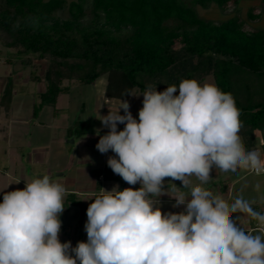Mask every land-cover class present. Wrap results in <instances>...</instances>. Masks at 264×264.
I'll use <instances>...</instances> for the list:
<instances>
[{"label": "clouds", "instance_id": "clouds-1", "mask_svg": "<svg viewBox=\"0 0 264 264\" xmlns=\"http://www.w3.org/2000/svg\"><path fill=\"white\" fill-rule=\"evenodd\" d=\"M141 95L138 120L126 100L115 112L96 117L109 129L96 148L101 154L113 152L108 166L140 187L93 193L87 241L75 247L59 240L63 185L43 175L23 189L4 192L0 264H264V211L254 207H264V181L252 185L256 196L251 200L225 198L204 186L213 168L264 171L260 153L247 150L239 135L243 125L233 95L196 79H183L162 92L149 85ZM118 123L123 130L118 131ZM95 131L99 136L100 129ZM193 177L199 183L193 184ZM165 178L188 189L171 196L173 207L183 205L184 211H161L159 197L168 195ZM237 213L254 221L261 234H246L234 222Z\"/></svg>", "mask_w": 264, "mask_h": 264}, {"label": "trees", "instance_id": "trees-1", "mask_svg": "<svg viewBox=\"0 0 264 264\" xmlns=\"http://www.w3.org/2000/svg\"><path fill=\"white\" fill-rule=\"evenodd\" d=\"M239 1L0 0V37L26 54L50 57L39 106L53 110L69 84H91L102 75L106 76L104 96L126 101L131 95L123 93H143L149 85L162 92L170 85L178 87L183 79L201 83L211 76L236 101L245 147L256 144L258 132L264 157V30L246 28L236 16L221 22L205 20L194 8L213 3L224 10ZM260 2L264 7V0ZM66 6L69 17L60 20L57 12ZM86 6L89 21H85ZM260 15L253 8L247 12L251 21ZM31 78L38 81L34 72ZM10 100L7 87L0 95V106L6 111ZM87 129L76 121L67 137L78 138ZM95 173L97 178L110 179L106 171ZM63 206L65 210L77 207L80 220L88 208L74 193L66 195Z\"/></svg>", "mask_w": 264, "mask_h": 264}, {"label": "rangeland", "instance_id": "rangeland-1", "mask_svg": "<svg viewBox=\"0 0 264 264\" xmlns=\"http://www.w3.org/2000/svg\"><path fill=\"white\" fill-rule=\"evenodd\" d=\"M70 1L72 0H66L67 4ZM194 8L198 16L205 20L221 22L236 16L244 22L246 28L264 30V7L260 0H240L234 6L224 10L213 3L205 8L198 5H195ZM250 8L260 11L259 19L251 21L247 18ZM85 11V21H89L91 15L88 6L85 7ZM57 17L60 20L69 17L67 6L57 12ZM7 40L3 36L0 37V95L7 87L11 90L9 109L6 111L0 106V200H3L4 192L23 189L25 182H31L34 178L48 175L53 181L63 185L66 192L69 189L74 190L76 198L89 207L93 198L89 194L98 193L99 189H97V185L95 187V183H97L95 182L96 170L106 171L110 177V181L102 182L101 188L105 190L111 191L117 186L120 190L128 187L138 189L139 183L136 185L127 184L108 166V158L115 156L113 152L101 154L96 148L100 136L109 131L103 127L100 120L96 119L98 113L102 116L108 115L101 111V106L104 105L116 111L121 102V100L104 96L106 76H100L91 84H69V91L57 98L56 110L47 105L40 107L39 93L44 89L43 76L50 57L40 58L26 54L20 46H7L5 44L8 42ZM33 72L38 81L31 78ZM203 83L214 84V81L211 76H207L201 82V84ZM63 84L68 83L63 81ZM131 94L133 95L127 101L130 104L132 116L138 120L139 110L143 106V95L137 90ZM100 96L104 101L100 100ZM120 114L124 115L123 109L120 110ZM11 118L20 122V126H22V128L20 127L23 133L20 147L14 145L12 137H10L11 121L9 120ZM76 121L85 123L88 129L78 138L67 137L68 128L72 127ZM123 128L124 125L118 123V131ZM96 129H100L99 136L96 134ZM71 140L73 142H70ZM212 172V180L214 179L217 186L207 188L214 194L225 198L243 196L245 199L251 200L256 196L252 185L257 181H264L263 171L258 174L239 169L236 173H232L213 168ZM192 180L193 184L199 183L195 177ZM18 181L20 182L17 183ZM169 181L171 178H165L166 189L169 193L174 194L178 190L179 195L181 192L188 191V189H181L183 185L180 181H171L177 186L176 188H173ZM99 191L101 193V190ZM224 191L228 195H225ZM65 198L66 193L63 202ZM175 203V200L164 204L160 202V208L163 207L164 210L165 207L170 206L175 208L174 211L177 213L183 205L173 207ZM256 206L257 209H261V206ZM233 217L245 230L257 226L254 221L253 223L246 222V217L243 214L237 213ZM60 220L59 240L61 243L70 241L72 247H75L78 242L87 241L85 228L88 220L87 214L80 220V210L77 207L69 206L60 215ZM249 234L258 235L261 232L259 228H253Z\"/></svg>", "mask_w": 264, "mask_h": 264}, {"label": "crops", "instance_id": "crops-1", "mask_svg": "<svg viewBox=\"0 0 264 264\" xmlns=\"http://www.w3.org/2000/svg\"><path fill=\"white\" fill-rule=\"evenodd\" d=\"M70 87V86H69ZM60 96V95H59ZM58 96V97H59ZM100 100L101 101H104L103 100V97L102 96H100ZM57 103V102H56ZM55 108H56V105H55ZM101 111L102 112H104L105 114H108L109 113V110L110 111H112V112H115V110H113V109H109L108 107H105L104 105H102L101 106ZM56 110V109H55ZM9 121H11L10 122V126H11V128H10V131H9V133H10V137H12V143L14 144V145H16L17 147H20V145L22 144V130L20 129V127L22 128V126H20V122H17V121H14L12 118H11V120H9ZM0 131H1V129H0ZM67 138V137H66ZM255 138L257 139V142H256V144L255 145H253V146H250V147H246V149L247 150H249V151H257L258 153L260 152V155H261V158L262 159H264V157H263V154H262V151H261V147H260V142H261V139H260V135H259V133L258 132H256L255 133ZM212 171H213V169H212ZM211 171V173H213ZM264 172V171H263ZM103 181H110V179H103V177L102 176H99L98 178L96 177L95 178V182H97V183H95V187H96V185L97 184H100V186H99V189H98V193H95V194H97V195H99L100 194V191L99 190H101V185H102V182ZM231 185H232V183H230ZM217 186V183L216 182H214V179L213 180H211L210 182H209V184H207V186H205V187H211V188H213V187H216ZM218 188V187H217ZM168 191V190H167ZM178 190H176L175 191V193L174 194H172V193H169L168 192V195L167 194H165V195H162V196H160L159 197V201L161 202V203H168V202H170V201H174L175 199L173 198V197H171V196H176V195H178ZM225 192V191H224ZM68 193H74L75 194V192H74V190H72V189H69L68 190V192H66V195L68 194ZM226 194L225 195H228L227 194V192H225ZM92 194L93 193H91V194H89V196L90 197H92ZM76 195V194H75ZM82 203H84V202H82ZM85 204V203H84ZM167 208V209H166ZM184 206L183 207H181V208H179L178 210H179V212H182V211H184ZM166 209V210H165ZM165 209L163 210V207H162V209H161V211L163 212V213H168V212H172V213H175L176 211H174L175 210V208H171L170 206H167V207H165ZM171 209V210H170ZM261 210L262 211H264V207H261ZM179 212H177V213H179ZM86 214L87 213H85V215H83V217L81 218V220L86 216ZM233 219H234V222L237 224V226L238 227H240L242 230H244L245 232H246V234H249V232L251 231V229H253V228H258L257 226H253V227H251L250 229H248V230H245L240 224H239V222L233 217ZM246 222H248L249 223V220L246 218ZM250 227V226H249ZM248 228V227H247Z\"/></svg>", "mask_w": 264, "mask_h": 264}, {"label": "water", "instance_id": "water-1", "mask_svg": "<svg viewBox=\"0 0 264 264\" xmlns=\"http://www.w3.org/2000/svg\"><path fill=\"white\" fill-rule=\"evenodd\" d=\"M70 142H73V140H71Z\"/></svg>", "mask_w": 264, "mask_h": 264}]
</instances>
